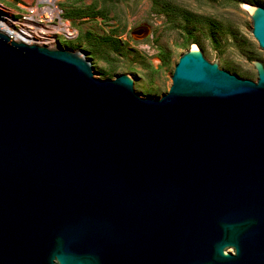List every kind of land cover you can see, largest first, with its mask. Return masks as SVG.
<instances>
[{
	"label": "water",
	"instance_id": "1",
	"mask_svg": "<svg viewBox=\"0 0 264 264\" xmlns=\"http://www.w3.org/2000/svg\"><path fill=\"white\" fill-rule=\"evenodd\" d=\"M264 50V6L250 11ZM184 52L160 97L0 29V264H264V64Z\"/></svg>",
	"mask_w": 264,
	"mask_h": 264
},
{
	"label": "rangeland",
	"instance_id": "2",
	"mask_svg": "<svg viewBox=\"0 0 264 264\" xmlns=\"http://www.w3.org/2000/svg\"><path fill=\"white\" fill-rule=\"evenodd\" d=\"M255 5L264 0H0L20 21L36 7L40 14L56 7L59 18L49 24H67L73 36L57 32L35 43L83 51L95 76L128 73L142 96L154 97L168 92L180 56L194 46L221 68L256 80L254 61L264 64V50L252 33Z\"/></svg>",
	"mask_w": 264,
	"mask_h": 264
},
{
	"label": "bare ground",
	"instance_id": "3",
	"mask_svg": "<svg viewBox=\"0 0 264 264\" xmlns=\"http://www.w3.org/2000/svg\"><path fill=\"white\" fill-rule=\"evenodd\" d=\"M31 1V0H30ZM50 3H54L55 0H41ZM250 11L253 10V7H249ZM43 10V9H42ZM42 11L40 9L34 8L33 15L31 19L34 20L35 15L40 14ZM48 12H51L53 19L58 17L59 12L58 9L52 8L48 9ZM30 24L33 28L30 29L28 27ZM20 21L15 19L10 12H7L3 8L0 7V27L6 32L10 33L14 39L24 40L31 43H42L43 40H52L54 38V34L57 32L65 33L69 31L68 25L60 23L59 25H38L35 21L32 22ZM16 25H20V28H16ZM40 29V30H39ZM38 31V32H37ZM197 46H194L193 49H197Z\"/></svg>",
	"mask_w": 264,
	"mask_h": 264
},
{
	"label": "built area",
	"instance_id": "4",
	"mask_svg": "<svg viewBox=\"0 0 264 264\" xmlns=\"http://www.w3.org/2000/svg\"><path fill=\"white\" fill-rule=\"evenodd\" d=\"M32 13H33V11H32ZM32 15H33V14L28 15V16H26V17L24 18V21H26L27 24H28V22L35 21L36 24H38V25H45V26H48V25H50L49 23H51V22L54 20L53 17H52L51 12H48L47 10H45L44 13L40 14V16H39L38 19L35 17L34 20H32V19H31V16H32ZM28 27H29L30 29L32 28V26H31L30 24H28ZM32 30H33V28H32ZM39 30H40V29H39ZM37 32H38V31H37ZM65 34L67 35V37H72V36H73V33H72L70 30L67 31V32H65ZM29 43H31V42H29Z\"/></svg>",
	"mask_w": 264,
	"mask_h": 264
},
{
	"label": "flooded vegetation",
	"instance_id": "5",
	"mask_svg": "<svg viewBox=\"0 0 264 264\" xmlns=\"http://www.w3.org/2000/svg\"><path fill=\"white\" fill-rule=\"evenodd\" d=\"M97 77V76H96Z\"/></svg>",
	"mask_w": 264,
	"mask_h": 264
}]
</instances>
